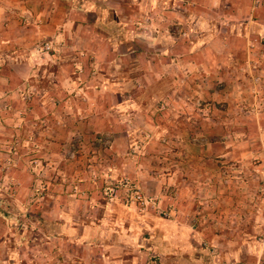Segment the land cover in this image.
Wrapping results in <instances>:
<instances>
[{"label": "crops", "instance_id": "0c3cea01", "mask_svg": "<svg viewBox=\"0 0 264 264\" xmlns=\"http://www.w3.org/2000/svg\"><path fill=\"white\" fill-rule=\"evenodd\" d=\"M103 1L107 2L101 0V3ZM149 1L154 4L152 9L170 12L166 9L169 6L164 5L165 0ZM82 2L88 5L78 6L81 2L74 4L73 0H0L2 129L9 131L15 125L17 113L22 112L25 115L23 120L30 122L31 114L25 111L28 106H31V109L28 107L29 113L34 119L40 121L45 117L49 121L54 114L46 106L53 102L52 92L58 94L60 91L65 95L71 90L85 88L86 109H80L75 103L69 104V97H66L68 118L75 119L81 113L85 117L82 125L86 130L94 131L97 127L99 133H104V136L92 135L94 139L107 137L113 149L129 147L136 150L139 144L133 136L139 137L144 133L152 137L161 127L170 131L164 124H157L151 108H145L140 101L137 94L140 81L151 85L167 79L173 85L164 93L163 116L173 112L191 113L195 119L196 113L189 111L191 106L186 99L187 94L182 95L180 87H174L186 86L188 79L195 81V87L197 83H220L227 90V101L237 107H244L250 101L249 86H253V77L261 78L258 90L264 95V45L250 42L253 37L264 38V0H192L195 4L193 20L196 22L194 40L175 51L172 49L174 45L162 44L169 41L164 36L156 47L150 46L142 73L134 76L132 72L139 68L133 64L123 68V62L133 61L139 52L136 31L121 23L120 15L108 8V3H104L106 8L99 6L95 10L88 0ZM42 44H49L52 51L41 53L40 59L36 52ZM56 51L59 55L52 53ZM155 57L161 61H154ZM47 62L56 65L49 70L44 69L46 75L38 76L37 69ZM126 72L130 75H125ZM129 86L134 88L137 97ZM25 96L31 97L32 105L23 100ZM210 121L209 128L215 127L213 119ZM192 124V128L188 124L187 129L180 127L177 131L184 134L189 130L202 135L201 123L193 121ZM40 126L38 124L34 129V134L41 129ZM213 130L211 128L210 133ZM200 140L197 136L194 138V142ZM213 152L215 150H211ZM121 160L125 163L120 165L129 162L134 168L135 165L127 158L122 156ZM110 175L109 172L105 176L104 172L102 181L111 183L122 177ZM126 177L133 186L141 188L143 196L165 199L161 209L168 211L167 217L157 216L153 206L142 207L130 201L131 190L126 195L121 191L114 195L103 192L100 200L96 198L97 191L86 192L82 198L87 199L79 201V209L70 208L72 213L81 217L74 220L71 216L61 215L51 219L52 228L44 233L42 240L49 251L44 260L14 263L6 242L4 247L0 238V264H222L239 258L249 259V255H263L261 250H257L261 248L258 243H255L257 247L254 250L251 249L253 242L247 235L251 225H239L235 216L232 221L227 218L240 210L232 209L240 201L244 209L240 211L242 220L253 212L249 193L244 188L239 201L232 196L221 199L226 210L221 217L217 209L206 210L204 202L200 203L201 206L192 204L189 183L185 182L188 176H179L183 183L179 185L181 198L178 205L172 203L171 197L148 189L149 182L158 190L161 183L171 185L174 177L163 176L161 180L150 176ZM196 178L199 190L204 176ZM243 178L245 176H238L239 181ZM220 197L209 205H215ZM63 208L66 207H59L58 211ZM212 221L217 226H224L223 229H216Z\"/></svg>", "mask_w": 264, "mask_h": 264}, {"label": "rangeland", "instance_id": "374dc122", "mask_svg": "<svg viewBox=\"0 0 264 264\" xmlns=\"http://www.w3.org/2000/svg\"><path fill=\"white\" fill-rule=\"evenodd\" d=\"M73 2H81L78 6L85 3L82 0ZM88 2L95 10H98L99 6L106 8L104 3H108V8L116 10L120 15L123 20L121 23L136 31L139 52L133 61L128 59L123 62V68L127 69L131 64L139 68L138 71L132 72V76L142 73L141 68L144 67L143 63L151 50L150 46L156 47L158 40L164 36L169 41L162 44L174 45L172 49L175 51L186 42L194 40L196 22L193 20L195 4L192 0H165L164 5L169 6L166 8L169 13L152 9L154 4L149 0ZM220 24L225 25L222 22ZM250 42L253 45H264V38L253 37ZM37 51L36 54L41 59V53H51L52 49L42 51L37 47ZM52 53L59 55L57 51ZM113 59L116 61L114 57ZM154 61L161 60L155 57ZM55 65L50 62L41 64L37 69L38 76L44 73L46 75L43 70H49ZM127 72L125 75H130ZM260 80V77L252 78L253 86H249L250 101H247L244 107H237L228 102L227 90L220 83H197L195 87V81L188 79L184 87L174 85L175 89L180 87L182 95L187 94L186 99L188 98L191 106L189 111L196 113L195 119L191 113L185 115L173 112L172 115L163 116L164 93L168 91V87H173L169 80H159L151 85H146L144 80L140 81L137 90L140 101L145 108H151L156 123L164 124L170 131L161 127L152 137L140 132L139 137L133 136L139 144L136 150L129 147L113 149L107 137L105 138L108 139L110 148L97 146L95 142L100 138L94 139L92 135L104 136L102 131L98 132L100 129L94 127V131L86 130L85 125H82L85 117L81 113L76 115L75 119L68 118L66 97H69V104L75 103L80 109H86L85 88L71 90L65 95L60 94V91L58 94L52 92L53 102L46 106L54 114L49 121L45 117L40 118V121L34 119L32 113H29L31 106L25 110H28L26 114H31L30 122L23 120L25 115L22 112L17 113L18 119L9 131L0 127V238L3 239L4 247L6 242L11 260L14 263H37L44 260L49 251L42 240L44 233L52 228L51 219L61 215L68 218L71 216L72 219L81 217L72 213L71 209H79V201L87 199L82 198L86 192L97 191L98 200L103 192L114 195L116 191H121L126 195V190L132 189H136L143 196L141 188L138 185L133 186L126 176H150L160 180L163 176H172L175 179L173 178L171 185L161 183L162 187L158 190L149 182L148 189L153 192L157 190L158 195L163 193L171 197L172 203L178 205L181 198L179 185L183 183L180 182L179 176H188L185 182L189 183L192 204L201 206L200 203L204 202L206 210L217 209L218 214H222L221 217L225 213L224 203L221 201L223 197L232 196L239 201L244 195L242 188L248 191L253 212L243 215L242 220L240 211L244 209L240 201L236 207H231L240 210L227 218L232 221L235 216L239 225H251L247 231L253 242L251 249L254 250L257 247L255 243H258L261 248L258 247L257 250H261L263 255H249V259L239 258L222 264H264V178L258 177H264V95L259 92ZM130 91L137 97L134 88H130ZM23 100L32 103L31 97L25 96ZM212 119L215 127L209 128ZM193 121L200 122L203 126L202 135L189 130L183 132L184 134L177 131L180 127L187 129L188 124L192 128ZM38 124L41 129L34 134ZM211 128L214 129L213 133L209 131ZM196 136L201 140L194 142ZM183 141L186 144H183ZM211 146H214V149ZM211 150L215 152L211 153ZM122 156L135 165V170L129 162L127 165H120L125 163L121 160ZM104 172L105 176L110 172V176L122 177L116 182L105 183L101 177ZM196 176H204L201 182L203 185L199 184V190ZM238 176H245V179L239 181ZM218 196L221 197L212 205L215 208L212 209L209 204H213L210 202ZM143 197L146 203L142 207L153 206L157 216L167 217L168 211L161 209L165 199L156 196ZM135 203L140 205L139 202ZM62 206L66 208L58 211ZM91 215L96 216L97 213ZM203 220L206 221L205 218ZM212 225L216 229L224 227L215 225L213 221ZM212 232L214 231H209Z\"/></svg>", "mask_w": 264, "mask_h": 264}, {"label": "built area", "instance_id": "2783aa9c", "mask_svg": "<svg viewBox=\"0 0 264 264\" xmlns=\"http://www.w3.org/2000/svg\"><path fill=\"white\" fill-rule=\"evenodd\" d=\"M40 50L48 51V50H50V45L44 44L43 46L40 47ZM255 81H257V79ZM95 145L100 146L102 148H108L109 147V141L107 138L103 137V138L98 139L95 142ZM71 156H72V154H71ZM126 191L128 193L130 190H126ZM130 201L139 202L141 206L146 203V199L143 196H141L136 189L131 190Z\"/></svg>", "mask_w": 264, "mask_h": 264}]
</instances>
